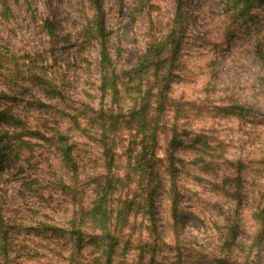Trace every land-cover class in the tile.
Masks as SVG:
<instances>
[{
  "label": "rangeland",
  "instance_id": "obj_1",
  "mask_svg": "<svg viewBox=\"0 0 264 264\" xmlns=\"http://www.w3.org/2000/svg\"><path fill=\"white\" fill-rule=\"evenodd\" d=\"M102 3L113 61L119 70H127L120 74L119 86L120 104L127 110L138 100L139 88L147 89L132 71L151 39L167 34L176 0ZM191 10L178 77L158 135L162 158L174 148V132L181 142L175 149L181 191L178 237L170 175L162 162L155 224L141 215L132 219L120 239V248L127 250L118 251L115 264H137L140 255L143 264H214L224 217L237 205L221 192L223 186L240 187L245 206L233 260L245 256L261 230L254 212L264 203V61L257 57L255 37L244 25L226 19L221 0H191ZM253 12L264 38V3ZM92 14L89 0H0V92L7 94L0 98V108L15 118L9 147L0 144V214L9 230L6 239L0 234V264H94L99 232L85 229L83 241L69 232L105 172L94 113L101 107L117 112L118 106L99 88V40L88 20ZM238 106L246 110L240 112ZM150 115L155 116L153 111ZM122 132L115 152L119 173L125 174L132 137L127 129ZM57 133L75 143L76 170L63 161L53 139L37 137ZM133 188L134 183L118 192L131 197ZM48 226L67 231L56 235ZM259 252L264 264V245Z\"/></svg>",
  "mask_w": 264,
  "mask_h": 264
},
{
  "label": "trees",
  "instance_id": "obj_2",
  "mask_svg": "<svg viewBox=\"0 0 264 264\" xmlns=\"http://www.w3.org/2000/svg\"><path fill=\"white\" fill-rule=\"evenodd\" d=\"M140 1L135 0V5H138ZM221 1L222 11L226 19L230 20L232 24L244 25L246 32L255 37L254 44L257 57L264 61V38H262L261 31L255 24L257 15H254L253 12L259 4L264 3V0ZM89 2L93 10L91 19H88L91 26L90 31L99 40L101 69L99 88L104 96H110L111 103L117 104L118 111L114 112L112 108L106 110L101 107L99 111L94 113L96 118H93L92 121L99 122L98 130L100 132L105 172L99 176L91 187L93 194L91 201L85 206L83 204L75 214L71 228L74 230L69 233L83 241L85 229L98 231L99 233L96 235L100 243L96 250L97 255L94 258V264H115L118 251L122 250L124 253L127 250V247L120 248V239L127 235L125 230L130 229L132 219L134 222L136 217L141 215L146 217L152 225L155 224L157 214L155 195L162 184L159 178L162 162H166L164 166H166L167 173L170 175L171 183L168 191L172 198L173 230L176 237H178L181 191L178 183L180 169L175 163V149L181 142L176 140L173 130L171 145L174 148L167 156L168 158H162L158 153V135L161 127V116L164 115L167 103L170 100L171 85L178 77L176 71L179 70L182 44L188 36L192 10L191 0H176L174 17L167 34L160 40L157 38L151 39L146 50L139 56L132 73L138 81L145 80L147 89L142 92V88H139L138 100L132 108L126 110L120 104L121 90L119 86L121 83L120 74L125 73L127 70H119L113 61L108 32L105 28L102 0H89ZM45 25L50 28L52 34L54 29L51 23L46 20ZM1 97H7L5 91L0 92ZM153 97H155L154 104L152 103ZM237 109L240 112L246 110L242 106H238ZM151 111L154 112L155 116L150 115ZM121 116L124 118L123 120L119 118ZM14 121V115L9 110L0 108V144L2 148L9 147L7 145L15 135L11 131ZM123 129L128 130L132 141L126 148L128 160L126 166L129 167L125 174H120L115 147L117 137L119 138L123 133ZM37 137L53 139V144L61 153L63 161L68 164L70 169L76 170V162L73 158L75 143L68 136L57 133L54 136H48V138L40 134H37ZM22 142L25 143L26 140H22ZM200 142L206 145L205 148L209 147L207 142ZM205 153V150H203V154ZM201 156L203 155L199 157L201 158ZM1 165L2 158H0V169L3 167ZM240 167L237 166V174L240 173ZM133 183L134 194L131 197L128 194L125 196L119 194L118 190H124L125 187L130 189ZM226 184L228 185V183ZM221 192L224 196L236 202L237 205L235 208H229V214L224 217L226 225L225 231L219 240L218 253L220 256L216 258L214 264H261L258 255L259 250L264 245V203L260 204L254 212V219L260 225L261 230L248 246V252L245 256L241 260L236 259L235 261L233 256L238 246L240 247L238 240L242 232L239 215H242L243 207H245L242 204V190L240 187L232 189L231 186H223ZM47 228L51 229L54 234L61 236L67 231L53 226ZM8 232V226L5 224L2 214H0V234H3L6 239ZM130 241L127 240V243H130ZM156 246L152 248L151 261H153ZM241 248L245 247L241 246ZM254 251L256 253L252 255ZM136 262H138L137 264H143L145 262L144 257L140 255Z\"/></svg>",
  "mask_w": 264,
  "mask_h": 264
}]
</instances>
